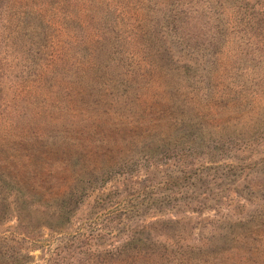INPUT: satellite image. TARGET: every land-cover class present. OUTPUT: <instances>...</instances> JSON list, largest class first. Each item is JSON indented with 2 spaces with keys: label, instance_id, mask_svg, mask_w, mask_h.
<instances>
[{
  "label": "rangeland",
  "instance_id": "374dc122",
  "mask_svg": "<svg viewBox=\"0 0 264 264\" xmlns=\"http://www.w3.org/2000/svg\"><path fill=\"white\" fill-rule=\"evenodd\" d=\"M0 264H264V0H0Z\"/></svg>",
  "mask_w": 264,
  "mask_h": 264
}]
</instances>
